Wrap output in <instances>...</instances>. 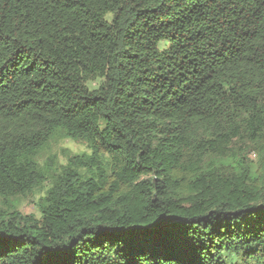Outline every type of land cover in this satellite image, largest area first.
<instances>
[{
	"label": "trees",
	"instance_id": "1",
	"mask_svg": "<svg viewBox=\"0 0 264 264\" xmlns=\"http://www.w3.org/2000/svg\"><path fill=\"white\" fill-rule=\"evenodd\" d=\"M235 141L264 151V0H0V264H264V165H205Z\"/></svg>",
	"mask_w": 264,
	"mask_h": 264
},
{
	"label": "rangeland",
	"instance_id": "2",
	"mask_svg": "<svg viewBox=\"0 0 264 264\" xmlns=\"http://www.w3.org/2000/svg\"><path fill=\"white\" fill-rule=\"evenodd\" d=\"M111 18V16H109ZM233 153L228 158H220L216 155H210L205 165L211 167L216 165L219 167L236 168V171L251 170L260 173L264 165V151L250 142L235 141L232 145ZM87 148L72 140H58L53 142L40 156V162L45 164L48 159L54 155L59 158L61 163H66L67 156H75L83 153H88ZM240 166V168H239ZM50 187L46 184L41 191H37L27 198L19 199L13 202L12 210L23 215H32L36 219L41 218L40 209L38 207L39 200L45 196L46 190Z\"/></svg>",
	"mask_w": 264,
	"mask_h": 264
},
{
	"label": "snow or ice",
	"instance_id": "3",
	"mask_svg": "<svg viewBox=\"0 0 264 264\" xmlns=\"http://www.w3.org/2000/svg\"><path fill=\"white\" fill-rule=\"evenodd\" d=\"M165 226H166L165 224L159 225L160 228H164ZM48 264H56V261L55 260L50 261V262H48Z\"/></svg>",
	"mask_w": 264,
	"mask_h": 264
}]
</instances>
